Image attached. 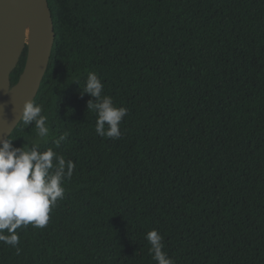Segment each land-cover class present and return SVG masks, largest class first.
<instances>
[{
	"label": "trees",
	"instance_id": "trees-1",
	"mask_svg": "<svg viewBox=\"0 0 264 264\" xmlns=\"http://www.w3.org/2000/svg\"><path fill=\"white\" fill-rule=\"evenodd\" d=\"M56 39L16 148H52L75 168L44 228L0 242V264H264V0H49ZM26 48L11 74L16 85ZM94 72L128 114L95 131ZM66 134L60 146L55 141Z\"/></svg>",
	"mask_w": 264,
	"mask_h": 264
},
{
	"label": "clouds",
	"instance_id": "clouds-1",
	"mask_svg": "<svg viewBox=\"0 0 264 264\" xmlns=\"http://www.w3.org/2000/svg\"><path fill=\"white\" fill-rule=\"evenodd\" d=\"M104 85L94 72L88 73L82 95L88 94L95 101L88 102V109L96 113L95 131L101 137L118 139L120 124L128 114L125 107L115 106L110 96L102 95ZM21 121L29 126L35 123L37 137L48 135L47 117L43 106L34 101L24 104ZM66 139L61 135L54 143L57 147ZM75 164L66 161L52 148L40 151L36 142L31 147L16 148L11 139L0 142V242L20 249L17 229L31 224L44 228L50 213L65 195L64 182L71 178ZM156 264H174L163 250V236L155 229L146 234Z\"/></svg>",
	"mask_w": 264,
	"mask_h": 264
},
{
	"label": "water",
	"instance_id": "water-1",
	"mask_svg": "<svg viewBox=\"0 0 264 264\" xmlns=\"http://www.w3.org/2000/svg\"><path fill=\"white\" fill-rule=\"evenodd\" d=\"M55 39L49 0H0V142L8 139L21 122L25 102L37 97ZM26 48V66L12 86L11 74Z\"/></svg>",
	"mask_w": 264,
	"mask_h": 264
},
{
	"label": "bare ground",
	"instance_id": "bare-ground-1",
	"mask_svg": "<svg viewBox=\"0 0 264 264\" xmlns=\"http://www.w3.org/2000/svg\"><path fill=\"white\" fill-rule=\"evenodd\" d=\"M27 42H28V43L30 42V32H28V39H27Z\"/></svg>",
	"mask_w": 264,
	"mask_h": 264
}]
</instances>
